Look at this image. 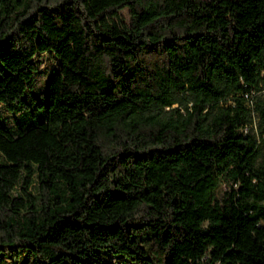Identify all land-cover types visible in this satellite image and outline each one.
I'll use <instances>...</instances> for the list:
<instances>
[{
    "label": "trees",
    "instance_id": "trees-1",
    "mask_svg": "<svg viewBox=\"0 0 264 264\" xmlns=\"http://www.w3.org/2000/svg\"><path fill=\"white\" fill-rule=\"evenodd\" d=\"M0 105V264H264V0H0Z\"/></svg>",
    "mask_w": 264,
    "mask_h": 264
},
{
    "label": "rangeland",
    "instance_id": "rangeland-1",
    "mask_svg": "<svg viewBox=\"0 0 264 264\" xmlns=\"http://www.w3.org/2000/svg\"><path fill=\"white\" fill-rule=\"evenodd\" d=\"M119 12L122 15V18H127V8L123 7L119 10ZM44 24L51 32H54V27L50 20L44 19ZM33 59L37 65V69L34 73L35 86H42L45 83L52 84L53 86L58 88L66 87L70 83L74 84L76 87L83 86V72L86 66V60H81L74 72L67 70L65 73H60L57 69L58 64L51 52L44 51L35 54ZM1 114L4 117H9V113L2 109L0 105V115ZM44 132L45 125L43 123L34 126L29 130L30 143L31 145H35L38 149L37 152L32 153L31 159L33 161H35L38 152L43 146L42 136L44 135ZM15 169V164H0V186L10 177ZM106 257L111 261L112 264H133L129 260L116 255L107 254Z\"/></svg>",
    "mask_w": 264,
    "mask_h": 264
}]
</instances>
